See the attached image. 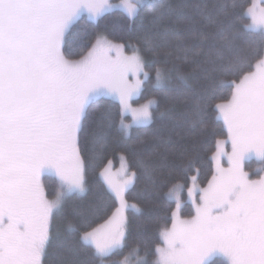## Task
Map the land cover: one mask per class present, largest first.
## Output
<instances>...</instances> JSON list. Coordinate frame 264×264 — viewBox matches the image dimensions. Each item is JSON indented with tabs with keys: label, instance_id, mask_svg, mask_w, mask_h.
I'll use <instances>...</instances> for the list:
<instances>
[{
	"label": "snow or ice",
	"instance_id": "obj_1",
	"mask_svg": "<svg viewBox=\"0 0 264 264\" xmlns=\"http://www.w3.org/2000/svg\"><path fill=\"white\" fill-rule=\"evenodd\" d=\"M239 8L236 0L181 6L152 0H0V264H49L45 257L54 239L63 248L55 264H106L126 246V213L142 211L126 199L137 173L116 183L105 168L100 176L109 191L81 197L89 191L87 169L114 138H131L124 114L131 112L136 125L154 119L157 100L130 104L152 78L149 65L165 105L160 115L172 117L179 107V119L195 129L214 110L227 129L231 153L228 167L217 164L207 187L187 189L194 215H182L184 201L174 189L163 194L175 206L169 209L171 226L166 221L159 228L162 243L154 259L151 249L144 256L133 249L137 264H211L213 257L224 264H264V177L252 179L245 171L254 158L255 174L264 173V8ZM116 12L124 27L140 33L131 55L126 45L104 35L92 41L87 29L75 30L85 14L98 20ZM174 17L195 23L181 34ZM245 18L248 23H238ZM73 45L85 49L79 59L71 58ZM129 74L137 77L134 82ZM197 77L192 88L189 82ZM109 96L119 100L117 109L104 103L91 108L95 98ZM143 150L142 142L134 147L150 182L144 194L161 195L153 181L156 166L143 160ZM185 166L192 170L191 159L164 165L169 176ZM45 173L59 180L51 199L41 180ZM57 216L61 228L54 226Z\"/></svg>",
	"mask_w": 264,
	"mask_h": 264
},
{
	"label": "trees",
	"instance_id": "obj_2",
	"mask_svg": "<svg viewBox=\"0 0 264 264\" xmlns=\"http://www.w3.org/2000/svg\"><path fill=\"white\" fill-rule=\"evenodd\" d=\"M251 1L236 0V3L240 5L238 11H246ZM152 2L157 5L172 4L181 6L193 3V0H152ZM173 19L175 21L174 27L181 34L186 33L189 24L195 23L194 19L192 21H187L182 17H174ZM248 22L246 18L238 20V23L241 24ZM81 29H87L89 39L92 41H94L97 34H105L110 39L126 45L127 52L132 51V47L137 44L140 38L139 32L124 27V22L120 19V13L118 12L106 14L97 22L89 21L88 18H81L77 22L75 30L79 32ZM73 52L75 54L71 58H79L81 54H84L85 49L73 45ZM144 55L146 58L149 57L148 53H144ZM147 70L153 75L152 78L145 81L142 98H155L159 104L158 109L157 105L154 107L156 112L152 123L147 127L133 128L130 139L121 140L119 137L114 138L102 158L86 171L89 191L81 197L82 199H89L97 193H107L109 191L100 176V172L110 159L117 158L120 154L127 156L130 168L137 173L136 184L128 192V201L130 204H138L142 211L137 212L135 209H129L126 246L108 258V260L110 259L109 264H121L120 258L131 248H138L142 252H145L146 249H151L154 254L156 245L161 243L158 237L159 228L166 221L168 226L171 225V212L169 209H174V204L170 205L167 203L163 198V194H166L170 188L179 183L187 185L194 174L198 175L201 182L210 180L214 173L212 154L216 149L218 140L227 136L226 127H224L223 122L216 118L214 110L208 112L205 124L195 129L190 127L187 122L179 119L181 111L179 107L176 109L174 116H161L160 112L163 111L165 105L160 99V92L154 88L152 66L149 65ZM189 83L192 88L197 87L199 84L198 77L192 79ZM227 94V91H225L221 95L227 96ZM219 102L222 101L217 99L214 103ZM101 103L107 104L113 109L119 107L118 102L104 97L91 101L90 105L92 109H95ZM140 142L143 143V160L156 166L153 181L159 185L161 195L144 194L145 189L150 187V182L144 176L142 169L137 164L138 158L134 155V147ZM189 159L192 161L191 171L185 166L182 171L171 176L167 175V169L164 165L175 162L178 166H181L184 161ZM47 177L45 173L41 180L44 178L52 181L50 177ZM45 184L48 186L47 183ZM54 226L56 228L62 227L60 216L56 217ZM62 251L63 248L60 242L54 239L48 248V253L45 257L46 261L49 264H55L59 253ZM211 264H224L223 258L217 257L211 261Z\"/></svg>",
	"mask_w": 264,
	"mask_h": 264
},
{
	"label": "rangeland",
	"instance_id": "obj_3",
	"mask_svg": "<svg viewBox=\"0 0 264 264\" xmlns=\"http://www.w3.org/2000/svg\"><path fill=\"white\" fill-rule=\"evenodd\" d=\"M113 2H118V0H113ZM253 3L256 5L257 9L264 8V0H252L251 3L248 5V7L251 6ZM84 16H86V17H84ZM81 18L83 19V18H88V17L85 14ZM88 20L92 21V22H97L99 19L98 20H93V19H89L88 18ZM101 35L106 36L105 34H101ZM106 37H107V39L112 41L114 44H122V43H119V42H116V41L110 39L108 36H106ZM131 53H132V51L131 52H127L126 48H125V54L131 55ZM110 55H112L114 57L115 56V52L113 51L112 53H110ZM79 58H72V59H79ZM146 71H148V70L146 69ZM136 78L137 77H134L131 74H129V76H128V79H129L130 82H134ZM139 78L140 79H144L143 76H141ZM144 85H145V83L143 84L141 91L136 96H134L132 98V100L130 101V104L134 108L135 107H139L140 104H143V103L147 102L148 99H155V98H142ZM100 98H102V97H100ZM104 98L113 99L116 102H118V104H119V100L117 98H115V97L109 96V97H104ZM95 99H98V98H95ZM155 106L156 105L154 104L153 105V109H154ZM124 121H125V123H128V124L132 125L131 130H130L131 133H132L133 128H135V127H143V126L147 127V126H149L152 123V121H151L150 123L144 124V125H136V124H134L131 112H127V113L124 114ZM220 121L223 122L222 120H220ZM218 141L220 143H219V145L217 144L216 149H215V151L212 154V160H213V156L214 155L216 156V159L213 160L214 173L216 171L217 164H219L221 167H224V168L228 167L227 154L231 153V142L228 140V135L226 137L220 138ZM258 167H259L258 162L253 158V159H250V160H248L246 162L245 171L253 173L251 175L252 179H260V178L264 177V173H260L259 175H256L255 171H256V169ZM105 168L108 169V175H109L110 179L113 180L116 183L123 182L125 179H127V174L133 171L130 168L128 158H127V156L125 154H120V155H118L117 158L110 159L107 162V164L103 167L102 171ZM46 175L48 177H50L52 181H50V179H44L43 178L42 183L45 186L46 194H48L49 198L51 199V198H54L55 192L59 189V180L52 173H46ZM193 176L196 177L195 182H193V180H192ZM192 177L190 179V182L187 185H185L184 183H179V184L173 186L172 188H170V189H174V192H173L174 196H182L183 201H184L183 206H182V215L185 218H188L190 215H194L195 214L194 205L192 204L191 200L188 198V195H187V189L189 187H194L195 189H202L204 187H207V182H208V181L207 182H201L199 180V178H198V175H196V174L192 175ZM102 180H103V178H102ZM103 182L105 183V185L108 188L107 183L104 180H103ZM45 183H47L48 186ZM135 184H136V180H135L134 184L129 186V190L132 189L135 186ZM179 185H184L182 190L179 187ZM129 190H128V192H129ZM128 192L126 193L127 201H128ZM194 196H198V194L195 191H194ZM128 203H129V201H128ZM128 211H129V209H128ZM128 211L126 213L127 217H128ZM53 223H54V225L56 224V218L54 219ZM127 232H128V223H127ZM161 243H162V241H161ZM133 249L134 248H131V249L127 250L124 253V256L122 258H120V263L121 264H137V255L135 253H133ZM144 254H145V252H142L139 249V255L140 256H144ZM215 258H217V257H213L212 260L215 259ZM220 258H222V257H220ZM149 259H154V254L150 255ZM106 263L109 264L110 263V259Z\"/></svg>",
	"mask_w": 264,
	"mask_h": 264
}]
</instances>
